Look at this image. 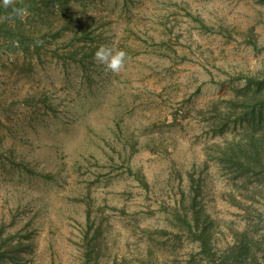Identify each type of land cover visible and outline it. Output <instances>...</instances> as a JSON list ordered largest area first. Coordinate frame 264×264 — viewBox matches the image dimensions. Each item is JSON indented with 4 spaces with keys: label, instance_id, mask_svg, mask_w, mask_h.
Instances as JSON below:
<instances>
[{
    "label": "rangeland",
    "instance_id": "obj_1",
    "mask_svg": "<svg viewBox=\"0 0 264 264\" xmlns=\"http://www.w3.org/2000/svg\"><path fill=\"white\" fill-rule=\"evenodd\" d=\"M68 4L81 12L83 24L92 17L95 26L104 24L101 44L124 50L125 67L113 73L95 60L87 68L65 63L53 56L54 44H47L41 57L1 51L5 264H214L199 254L198 243L177 231L161 202L174 206L194 176L214 236L227 246L237 230L264 212V204L257 203V214L250 215L225 198L233 192L248 201L214 148L238 138L249 123L212 133L193 113L187 115L193 106L234 98L246 84L240 77L263 69L264 50L250 42L264 46V4ZM131 170L146 176L150 190Z\"/></svg>",
    "mask_w": 264,
    "mask_h": 264
},
{
    "label": "trees",
    "instance_id": "obj_2",
    "mask_svg": "<svg viewBox=\"0 0 264 264\" xmlns=\"http://www.w3.org/2000/svg\"><path fill=\"white\" fill-rule=\"evenodd\" d=\"M73 1L86 5L85 0ZM258 1L264 4V0ZM57 5L59 10L55 12L52 8ZM13 8H26L27 14L17 16ZM80 15L79 10L70 9L68 0H13V4L7 7L0 0V56L1 51L5 50L41 57L44 47L54 44L55 48H49L53 56L65 63L71 61L87 68L102 46L104 24L95 26V17L83 24ZM202 26L213 30L204 23ZM250 43L256 50H264L258 41ZM240 80H245L246 84L236 89L234 98L221 100L211 107L193 106L187 115L193 113L192 118L205 122L212 133H223L230 124L249 123V128L240 133L238 138L224 144H215L214 148L219 162L236 177L235 187H243L247 191L248 201H239L233 192L226 193L225 198L253 215L259 209L256 204H264V67L255 74H243ZM132 146L134 154L137 151L136 143ZM131 174L147 191L150 190V184L142 172L131 170ZM191 179L190 188L181 192L174 206L161 202L163 209L172 215L177 231L198 243L199 254L214 264H264L260 257V253L264 252V233H261L264 230V212L260 211L253 216L252 222L244 230H237L232 243L222 245L214 236L208 216L201 207L199 198L202 186L195 183L194 176ZM248 202L251 204L247 207ZM2 230L0 227V233ZM21 246L19 243L16 247ZM3 247L4 241L0 239V264H5L7 256ZM17 251L12 250L9 257L14 259ZM92 252L94 249L89 250V258ZM150 254H153L152 251ZM143 262L152 264L145 260Z\"/></svg>",
    "mask_w": 264,
    "mask_h": 264
},
{
    "label": "clouds",
    "instance_id": "obj_3",
    "mask_svg": "<svg viewBox=\"0 0 264 264\" xmlns=\"http://www.w3.org/2000/svg\"><path fill=\"white\" fill-rule=\"evenodd\" d=\"M5 7L12 5L13 0H3ZM13 12L20 17L27 14L26 8H13ZM127 53L124 50H114L113 47L102 45L95 53L94 60L105 66V70L119 73L125 67Z\"/></svg>",
    "mask_w": 264,
    "mask_h": 264
}]
</instances>
